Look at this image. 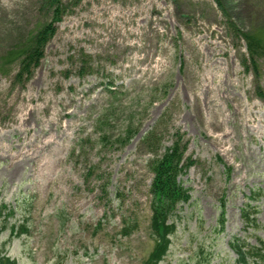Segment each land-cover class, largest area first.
<instances>
[{
    "label": "rangeland",
    "instance_id": "rangeland-1",
    "mask_svg": "<svg viewBox=\"0 0 264 264\" xmlns=\"http://www.w3.org/2000/svg\"><path fill=\"white\" fill-rule=\"evenodd\" d=\"M251 35L264 45V0H0V264H237L234 239L264 253ZM175 143L190 198L160 240L152 163Z\"/></svg>",
    "mask_w": 264,
    "mask_h": 264
},
{
    "label": "trees",
    "instance_id": "trees-1",
    "mask_svg": "<svg viewBox=\"0 0 264 264\" xmlns=\"http://www.w3.org/2000/svg\"><path fill=\"white\" fill-rule=\"evenodd\" d=\"M52 32V28L46 26L43 31L38 34L36 37V48H38L37 53H35V57L29 56L23 62L22 70H27L29 72V66L31 64H37L40 59V47L44 44L46 40L47 33ZM246 37V36H245ZM261 36L251 35L250 37H246L247 43V51L250 53L251 62L255 65V57L263 54L264 45L262 43L263 40L260 38ZM257 70V68L255 69ZM127 137H125L121 142L126 143L131 137L130 131ZM126 133V134H127ZM183 153L179 148L178 144L175 143L174 146L170 147L167 152L161 157L155 160L152 163V172L154 174V179L152 183V192L155 196V210L159 209L155 215V221L157 225L154 226V231L161 238L162 234L165 236L170 232L168 225H166L167 220V212L166 209L173 210L176 209L177 204L182 201H188L189 194L187 190L181 185L179 181V176L183 174L184 167L181 165L183 159ZM161 227V228H160ZM129 232V231H125ZM238 252L242 255V260L244 257L253 256L259 259L264 258L262 252L252 247V249H247L242 252L241 249H238ZM244 264H247V261H244Z\"/></svg>",
    "mask_w": 264,
    "mask_h": 264
}]
</instances>
